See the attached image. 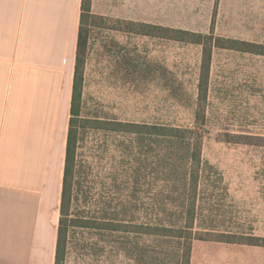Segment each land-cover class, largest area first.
Listing matches in <instances>:
<instances>
[{"label":"rangeland","instance_id":"obj_1","mask_svg":"<svg viewBox=\"0 0 264 264\" xmlns=\"http://www.w3.org/2000/svg\"><path fill=\"white\" fill-rule=\"evenodd\" d=\"M88 1L72 211L86 224L71 230L65 264H184L181 238L134 225H182L197 144L194 231L264 238V55L215 47L201 92V44L128 31L137 21L264 43V0ZM222 259L264 264V246L192 242L190 264Z\"/></svg>","mask_w":264,"mask_h":264},{"label":"crops","instance_id":"obj_2","mask_svg":"<svg viewBox=\"0 0 264 264\" xmlns=\"http://www.w3.org/2000/svg\"><path fill=\"white\" fill-rule=\"evenodd\" d=\"M82 3L0 0V264H55Z\"/></svg>","mask_w":264,"mask_h":264},{"label":"trees","instance_id":"obj_3","mask_svg":"<svg viewBox=\"0 0 264 264\" xmlns=\"http://www.w3.org/2000/svg\"><path fill=\"white\" fill-rule=\"evenodd\" d=\"M95 15L91 13L90 2L83 0L81 23L78 38L77 47V59H76V71L74 79V89L71 106V117L69 121L68 140L66 148L64 176H63V187L61 193V204H60V218L58 226V236L56 244V259L55 264H65L66 255L68 249V238L71 230L74 227L86 224L82 221L84 219H78V217L72 215L73 206L75 204V187H76V169H77V149L80 134L79 124V113H80V98H81V82H82V53L87 45V29L86 25L89 18ZM128 31H136L149 36H160L170 40L196 43L203 46L202 49V66H201V81L200 91L204 92L206 84L208 83L209 70L211 64V58L214 48H227L234 49L242 52H250L255 54L264 55V43H258L248 40H240L236 38L216 36L213 31L209 33H199L187 29L169 27L164 25H155L145 22L131 21ZM131 132H139L142 130L157 133L160 135L178 138L188 133L194 132L191 128H182L177 126L167 125H149V124H138L129 123ZM192 148V147H191ZM195 148V149H194ZM192 148L193 157L192 162V176L194 179L188 186L189 199L187 203L182 204L184 210L182 211V222L181 226L167 225L163 222L149 223V224H136L134 225L137 229L142 230L148 234H162V235H173L182 239L181 250L184 252V264H190L192 242L195 239L201 240H218L226 242H238V243H249L264 246V238L248 236L243 239H237L236 235L231 233H215L212 230L205 231H194V225L197 220V209H196V194L199 178V168L201 162V144H197ZM195 198V199H194ZM162 220V219H161ZM106 226L112 228L116 227H128L127 223L115 224L114 222L106 223ZM232 238V239H231ZM236 238V239H235Z\"/></svg>","mask_w":264,"mask_h":264}]
</instances>
